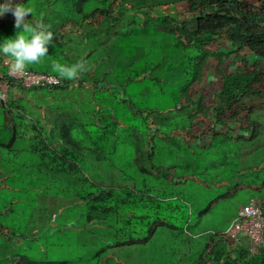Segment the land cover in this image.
<instances>
[{
	"label": "rangeland",
	"instance_id": "obj_1",
	"mask_svg": "<svg viewBox=\"0 0 264 264\" xmlns=\"http://www.w3.org/2000/svg\"><path fill=\"white\" fill-rule=\"evenodd\" d=\"M163 1L169 4L158 8L156 12L148 9L144 22L155 23L157 17L164 13L174 19L186 18L191 29L197 27V18L189 15L187 2ZM3 2L4 0H0V3ZM14 3L30 8L33 13V15L29 14L31 17H44L50 24L65 23L69 19L67 14H72L73 11L72 4L62 0H14ZM93 3L97 2L91 4ZM104 3L101 2L102 5ZM91 6L94 5L89 4L87 10L94 8ZM7 16L8 13L0 16V21L4 20L0 27V42L14 37L17 32L14 27L15 21L8 19ZM72 17L80 19L78 15ZM101 27L106 43L118 44L120 49L126 45L136 47L139 43H146L148 47L151 44L149 39L143 41L137 26H118L112 28L113 32L110 31L111 26L107 22L102 23ZM5 30L7 31L4 32ZM123 36L128 38L122 39ZM227 44L225 39H221L215 46L223 49ZM225 50L230 51L229 48ZM168 57L170 61L161 60L157 68L153 66L154 58L151 55L131 57L125 61L120 59L117 71L115 64L108 61L107 71L112 74L106 73L105 80L112 83V88L111 91L104 93V97L124 121L114 140V148L106 153L109 159L97 160L96 165H91L90 177L106 187L129 185V181L121 182L114 171H109L112 169L110 167L112 163L108 166L111 160L125 174L140 179L144 176L149 180L151 178L149 188L154 197L150 195L144 197L150 219H136V221H155L160 217L168 224L176 225L177 228L171 230L167 226L160 227L157 235L148 244L113 245L109 246L106 252L107 231L88 224L85 204L70 194H64L68 192L67 190H74L76 186L68 185L62 175L42 168L44 164L48 166L49 160L43 159L36 150L38 133L28 126H19L15 132L14 127L10 126L13 120L21 124L31 119L9 118L4 108L0 107V264H198L202 249H206L211 244L212 238H209V235H212V231L220 232L222 228H226L247 197V193L243 190L237 194L229 185L219 186L217 183L230 180L237 175L243 167V159L240 142L226 140L223 135L217 137L216 142L211 146L205 142L204 147L207 148L205 150L192 148L185 142V137L198 136L208 141L215 136V133H222L223 126L217 124L213 116L195 117L189 121L188 112L196 113L190 108L188 112L175 111L171 108L172 112H165L158 118L152 115L148 119L138 113L141 108H161L184 101L182 91L190 76L191 61L185 57L179 62H174L172 55L168 54ZM60 58H58L59 63H62L65 59ZM216 64L217 60L212 59L203 83L196 84L192 88L191 96L195 99L204 94L210 98L209 102L213 101L211 90L213 91V83H216L217 78ZM114 73L120 76L119 84V81L113 82L111 79ZM17 86L12 89L13 97L23 109L33 116L37 114L34 100L54 105L56 113L63 116L59 119H66L61 121L60 126L65 125L70 133L78 140L82 139V145L88 148L83 151L85 158L91 156L92 159H97V156L89 150L90 147H95L89 138V130L95 126L94 113L98 112L99 108L97 104L87 101L89 90L83 88L82 81H77V86H73L70 81H63L61 85L53 87L54 89ZM121 91H124V94ZM139 93L144 97L142 101L144 99L147 102L140 101ZM24 95L28 96L23 102L26 105L20 100L25 98ZM101 96L98 94L96 98L100 99ZM131 98L135 101L134 105ZM125 99L127 102H124ZM245 101L248 107L254 108L251 112L252 117L264 123L262 99L246 97ZM52 111L48 108V120L53 119ZM78 121L81 122V126ZM84 127L86 129H82ZM133 128L140 137L146 139L147 136L152 135L159 144L160 133L173 132L175 137H169V142L182 149V154L186 158L183 162L181 159H173L177 164L176 173L181 174L186 161L197 162L200 164V169L195 173L206 182L197 186L196 192H192L197 197L196 202L193 200L189 203V207L185 206L179 193L176 197L160 199L161 194L154 180L163 181V178H153L149 174L141 173L139 165L143 163L147 166H151L152 163L160 165L161 157L167 158L170 151L157 147L151 160L138 153L139 148H143L141 146L143 141L137 140L132 135ZM93 130L96 128L94 127ZM15 138V142L11 143ZM148 146L150 147L151 144L149 143ZM106 164L108 170L104 173ZM90 169L86 170L90 171ZM139 188L141 190L145 187L141 184ZM75 200L77 202H73ZM60 203L64 204L63 209L59 208ZM171 205L175 207L174 210L169 208ZM206 209H209L208 212L203 214ZM200 233L203 234L194 236ZM100 252H106L103 261L99 257Z\"/></svg>",
	"mask_w": 264,
	"mask_h": 264
},
{
	"label": "trees",
	"instance_id": "obj_2",
	"mask_svg": "<svg viewBox=\"0 0 264 264\" xmlns=\"http://www.w3.org/2000/svg\"><path fill=\"white\" fill-rule=\"evenodd\" d=\"M62 1L72 4L73 13L67 14L69 19L65 23L58 24L73 23L78 25L84 21H90V24L95 26L107 22L111 26V32H113L112 28H117L118 26L129 27L133 25L137 26L143 41L145 39L151 40V44L148 47L146 43H139L136 47L126 45L121 49L118 44L114 45L113 43L111 45L107 43V50L112 51V53L116 52L117 55L115 61L116 71L120 64V59L125 61V59L131 57L140 58L143 55H151L154 58L153 66L156 68L161 60L170 61L168 54L172 55L174 62H179L185 57L189 58L191 61L190 76L182 91L184 101L161 108L139 109L138 113L145 118L148 119L152 115H156L154 118H158L165 112H172V109L188 112L190 108L196 113L188 112L189 121H192L195 117L213 116L217 124L224 126L231 122L239 124L241 130L249 131L258 128L257 119L253 118L251 114L254 108L246 105L245 98L257 97L264 102V1L259 6H254L250 0H181L187 2L189 15L197 18V27L195 29L190 28L186 18L174 19L164 13L157 17L155 23L148 24L144 22L148 9L156 12L158 8L169 4V2L166 3L163 0ZM103 1L105 3L102 5L101 2ZM88 2L97 3L91 4ZM89 4L94 5L91 6L94 7L92 10H87ZM72 15H78L80 19H75ZM32 18L42 21L45 25H53L47 22L44 17ZM127 38L128 36H123L122 39ZM221 39L227 41L226 48L221 49L215 46ZM0 43H3V41ZM149 47L151 48L148 49ZM227 48L230 51H226L225 49ZM168 50L171 52H167ZM212 59L217 60V78L216 83H213V91L211 90L213 101L209 102L210 98L204 94L195 99L191 96V90L194 85L203 83ZM119 80H121L120 76ZM11 85L14 87L16 84L12 83ZM125 92L128 95L127 90ZM142 98L144 97L140 95L139 99L141 102H147L144 99L142 101ZM124 102H127V100L125 99ZM131 102L134 105L135 101L132 98ZM105 105L109 108L108 111L94 113L96 116L94 123L96 130H93L94 127L92 126L93 129L89 130V138L95 147H90L89 150L97 156V159L107 161L109 158L106 153L114 148V140L117 138L119 128L124 120L120 114L116 113L111 104L106 103ZM3 108L11 118L28 119L26 110L18 104V100L15 98L10 102L9 107ZM79 123L81 126V122ZM33 128L36 129L35 126ZM133 129L132 135L137 140L143 141V144H141L143 148H139L138 153H142V155L147 156L151 160L157 147L167 152L168 149L170 151L167 158L161 157L160 165L154 163L151 166H147L145 163L139 165L141 173L149 174L153 178H163V181L154 180L157 184L158 192L161 194L160 199L166 200L176 197L179 193L184 200L185 206L189 207V203L193 200L196 202L197 197L192 192L184 194L179 188V178L184 173H191L192 176L198 177L199 174L194 171V162L188 163L187 161L184 163L185 167L181 174L178 175L176 173L177 164L175 163L176 160L174 161L173 159H181L183 162L186 158L182 154V149L169 142V137H175L172 134L173 132L160 133L159 144L152 135L144 139L137 134L135 128ZM156 130L158 131L159 129L157 128ZM219 136H221V133H215L214 137ZM135 138L134 140L136 141ZM64 139L66 140L67 148H55L58 153L56 155L54 152L50 153L53 159L58 156L74 154V161L69 165L73 169L71 171L73 174L62 176L66 179L68 185H75L76 188L67 190L68 192L64 194H70L73 198L85 204V216L88 224L99 226V228L107 231L108 243L105 249L106 252L107 248L113 245L148 244L157 235L160 227L167 226L171 230L177 228L176 225H170L157 216L155 221H136V219H150V215L147 213L148 205L145 203L144 197L146 195L153 196L152 190L149 188L151 178L149 180L144 176L140 179L137 176L125 174L121 171L124 179L136 180L138 186L135 188L103 186L82 171L80 155L83 154L84 149H88L82 145L83 140L75 138L70 131L64 136ZM148 140L151 141L149 149H147ZM137 160L141 161L140 159ZM108 166L117 168L111 160ZM198 166L200 167L199 163ZM140 183L145 188L140 190ZM189 195L191 196L189 197ZM169 208L175 209L172 205ZM208 210L203 211V214L208 212ZM206 251L210 253L209 257L213 264H264V249L261 253L252 256L248 253L245 246L242 247L237 243L230 242L223 235L215 234L212 243L206 248ZM106 252L99 253L101 260L106 255ZM233 252L234 255L232 254Z\"/></svg>",
	"mask_w": 264,
	"mask_h": 264
},
{
	"label": "crops",
	"instance_id": "obj_3",
	"mask_svg": "<svg viewBox=\"0 0 264 264\" xmlns=\"http://www.w3.org/2000/svg\"><path fill=\"white\" fill-rule=\"evenodd\" d=\"M263 1L264 0H250V2L254 6H259ZM4 18L6 20V17ZM7 18L15 21L14 16L11 13H8ZM26 19L29 20L30 23H34L35 21H37L30 15H28ZM2 21L4 20L0 21V27L2 26ZM99 21H101V19H99ZM92 28H94V30H92ZM101 28L102 27L100 24L94 26L90 24V21H84L78 25L73 23L49 25L48 30H50L54 34V40L52 41V44L48 46V55L43 58L41 63L37 65L35 64L37 67H35V65H31L29 67L38 71L55 73L52 71V64L53 62H59L58 58L60 57H62L63 60L65 59L64 61L61 60V64L67 65L75 64L80 60L85 61L86 66L89 68L88 71H85V73L83 72L84 74L81 73L76 81H70L66 79H63V81H70L73 86H77V81H82L83 88L89 90L87 101L97 104L99 111L106 112L109 108L105 104L109 103V100L104 97V93L108 92V90L111 91L112 88V83L110 84L105 80L106 73L112 74V72L107 71V63L108 61H111L115 64L117 55L116 52L112 53V51L110 52L107 50V43L105 37L101 33ZM110 44L113 45V42H111ZM111 79L113 82L119 81L118 84L120 83L119 76L116 73L112 75ZM15 87L18 86L16 85ZM121 93L124 94V91H121ZM98 94L99 96L102 95L100 99L96 98ZM24 97L25 98H22L20 100L22 104L26 105V103L23 102L28 99V96L24 95ZM34 103L35 111L37 113L36 115L31 116L30 112L26 110L27 117L31 120L26 122L24 121V123L21 124L13 120V122L10 123V126L14 127L15 132L17 131V128L19 126H28V128L30 127L36 133H38L39 137L37 140L38 145L36 147V150L43 159L49 160L48 166L44 164L43 167L41 166L42 168H46L48 171H51L58 175H72L73 172L71 171L73 169H71L72 167H70L69 165L74 161L73 153L67 154L66 156H58L56 157V159H53L52 155L50 154L52 152H54L55 155L58 154L55 148H67V143L64 139V136L68 134L69 131L65 125L60 126L61 121H64L65 118L59 119V117L63 116H61L60 113H56L54 105L39 103L38 100H34ZM48 108H50L51 111L53 110L52 120L47 119ZM7 116L11 118L10 115ZM257 122L259 124L258 128L256 130L251 129L249 131L241 130L239 124H234L231 122L225 126L219 124L223 126L221 135H223L224 139L240 142L243 167L237 173V175L233 176V178H231L230 180H222L221 182L217 183L219 186L229 185L230 188H232L237 194L240 190L245 191V193H247V197L245 198L244 202H242V204L249 202L253 197H260L264 199V123L263 121L259 120H257ZM33 126H35L36 129H34ZM15 140L16 138L13 139L11 143H14ZM184 140L192 148L198 147L200 149H204L205 142H208L211 146L212 143L216 142L217 137L213 136L211 137V139H208V141H204L198 136H195L194 138L185 137ZM149 143H151L150 140L147 141V149H149ZM80 159V166L82 167V171L88 177H90V167L91 165H96V162L99 159H92L91 156L85 158L84 154L80 155ZM105 168V171H103L104 173H106V171L108 170L107 164L105 165ZM86 169H90V171H87ZM199 169L200 167L198 166V163L194 162V171L197 172ZM109 171H114L115 176L121 182H123V180L130 182L129 185L127 184L125 186L116 188H135L136 186H138V182L136 180L124 179L122 176V172L119 169L112 168L109 169ZM178 183L180 190L184 192V194L196 192L197 186H201L204 184V182L198 176H192L191 173H184L183 176L179 178ZM73 202L77 201L75 200ZM62 207L64 208L65 206L64 204L60 203L59 208L61 209ZM238 210L227 227L222 228L221 230H225L231 225L233 219L238 213ZM209 236V238H212L213 241L214 235L212 234ZM246 242L247 237L246 235H244L243 240L237 244L244 247L246 245ZM208 251H206V249H202V253L200 255L201 259L198 261V264H213L212 260L209 257L210 253ZM232 254L234 255V252Z\"/></svg>",
	"mask_w": 264,
	"mask_h": 264
},
{
	"label": "clouds",
	"instance_id": "obj_4",
	"mask_svg": "<svg viewBox=\"0 0 264 264\" xmlns=\"http://www.w3.org/2000/svg\"><path fill=\"white\" fill-rule=\"evenodd\" d=\"M7 13L14 16V27L17 32L14 37L0 43V54L7 59L8 71L11 75H23L29 66L41 63L48 55V46L52 44L54 34L42 21L30 23L26 17L29 14L33 15L32 10L23 4L14 3V0H4L0 3V16ZM88 70L83 60L72 65L59 62L52 64V71L57 73L59 78L70 81H76L81 73Z\"/></svg>",
	"mask_w": 264,
	"mask_h": 264
},
{
	"label": "built area",
	"instance_id": "obj_5",
	"mask_svg": "<svg viewBox=\"0 0 264 264\" xmlns=\"http://www.w3.org/2000/svg\"><path fill=\"white\" fill-rule=\"evenodd\" d=\"M12 83L25 88H53L61 85L63 79L59 78L58 74L38 71L30 67L23 75L13 76L8 71L7 59L0 54V107H9L14 99ZM212 234L223 235L233 243H240L246 235L245 247L248 253L252 256L261 253L264 249V199L253 197L249 202L242 204L231 225L220 232L212 231Z\"/></svg>",
	"mask_w": 264,
	"mask_h": 264
}]
</instances>
